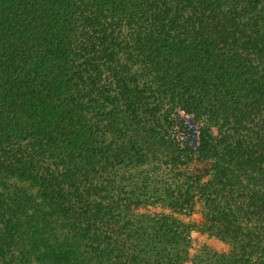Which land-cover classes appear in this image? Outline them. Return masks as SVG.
I'll return each mask as SVG.
<instances>
[{"label": "trees", "instance_id": "trees-1", "mask_svg": "<svg viewBox=\"0 0 264 264\" xmlns=\"http://www.w3.org/2000/svg\"><path fill=\"white\" fill-rule=\"evenodd\" d=\"M189 260L264 264V0H0V264Z\"/></svg>", "mask_w": 264, "mask_h": 264}, {"label": "rangeland", "instance_id": "rangeland-1", "mask_svg": "<svg viewBox=\"0 0 264 264\" xmlns=\"http://www.w3.org/2000/svg\"><path fill=\"white\" fill-rule=\"evenodd\" d=\"M177 140L182 139L183 135L181 133H175ZM211 166L210 161L207 160H200L195 158L193 161L189 162L186 165L179 166L175 169V172H183L186 174H197L205 172ZM174 171V169H173ZM160 173L164 175L166 178L169 177L170 174L169 167L162 165ZM209 176H206L205 179L207 180ZM163 208L149 206L147 208H140L138 211L146 212V211H160ZM183 219L187 222H192L197 225V228L194 229L191 233L192 245L190 248V257H192L200 248L204 246H208L217 251H227L229 246L223 240H220L214 236L209 235L206 232H202L199 227L200 224L203 222V214H202V207L201 203L197 202L190 213L181 214ZM186 264H192L191 261H187Z\"/></svg>", "mask_w": 264, "mask_h": 264}]
</instances>
